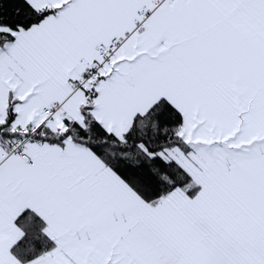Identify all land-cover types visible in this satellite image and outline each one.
Masks as SVG:
<instances>
[{
	"label": "snow or ice",
	"instance_id": "1",
	"mask_svg": "<svg viewBox=\"0 0 264 264\" xmlns=\"http://www.w3.org/2000/svg\"><path fill=\"white\" fill-rule=\"evenodd\" d=\"M0 264H264V0H0Z\"/></svg>",
	"mask_w": 264,
	"mask_h": 264
}]
</instances>
